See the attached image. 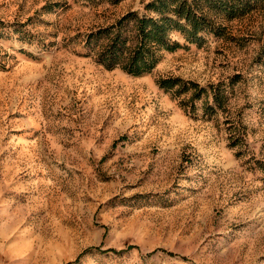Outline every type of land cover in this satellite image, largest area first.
<instances>
[{"label":"rangeland","instance_id":"1","mask_svg":"<svg viewBox=\"0 0 264 264\" xmlns=\"http://www.w3.org/2000/svg\"><path fill=\"white\" fill-rule=\"evenodd\" d=\"M151 1L0 0V264H264V0L99 63Z\"/></svg>","mask_w":264,"mask_h":264},{"label":"trees","instance_id":"2","mask_svg":"<svg viewBox=\"0 0 264 264\" xmlns=\"http://www.w3.org/2000/svg\"><path fill=\"white\" fill-rule=\"evenodd\" d=\"M255 0H152L147 8L159 16H139L135 12L126 13L119 19L116 29L93 32L87 41L100 37L106 31L108 42L97 52L96 59L108 68L121 64L125 70L134 75L151 71L160 59V50H175L182 45L171 33L181 32L190 42L199 41L203 31L219 33L224 26L218 24L211 13L222 15L229 19L244 15L252 10ZM134 20L133 36L124 35V23ZM182 82L183 89L195 88L199 96L204 88L195 83H188L180 78L162 79L163 87H172ZM190 85L187 86V85ZM215 101L221 105V88L213 86ZM185 103V102H184Z\"/></svg>","mask_w":264,"mask_h":264}]
</instances>
